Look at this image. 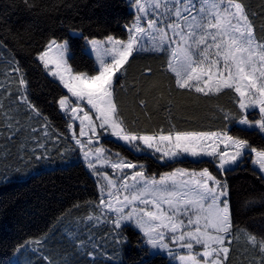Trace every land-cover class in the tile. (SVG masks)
Listing matches in <instances>:
<instances>
[{
    "label": "snow or ice",
    "instance_id": "snow-or-ice-1",
    "mask_svg": "<svg viewBox=\"0 0 264 264\" xmlns=\"http://www.w3.org/2000/svg\"><path fill=\"white\" fill-rule=\"evenodd\" d=\"M25 3L33 7L29 0ZM128 6L134 11L131 21L123 26L126 38L108 34L98 39L72 31V36L85 41L81 54L95 56L91 72L75 69L76 51L71 38L51 37L36 54L47 76L67 90L58 100L59 109L70 131L79 122V133L73 131L71 141L97 177L100 198L85 219L96 221V226H110L106 234L110 252L102 245L91 244V250L81 254L90 258L89 264H123L121 246L128 243L125 229L130 224L142 234L137 240L142 251L159 249L173 256L174 246L181 250L174 257L179 264H232L236 251L233 245L241 235L247 246L245 254L249 247L254 253L248 264H264V235L235 223L230 185L221 179L250 160L253 173L264 180V145L253 146L248 139L230 134L229 129V125L237 124L242 126L241 131L258 130L264 140V5L259 13L249 11L244 0H128ZM257 17L261 20L259 30ZM3 46L0 42V48ZM141 54L166 57L165 70L174 76L179 90L205 97L234 94L239 113L218 107L225 123L217 131L174 130L165 134L161 129L159 133L141 134L133 130V124L122 114L118 95L125 87L131 61ZM12 61L4 75L14 77L18 88L15 95L10 90L6 94L13 97V104L26 107L29 119L42 118V135L57 143L61 133L49 131L48 117L29 98L30 81L19 62ZM139 106L146 108L147 102L141 99ZM257 110L258 118L250 119ZM11 111L10 106L3 112L9 141L20 131H11L19 124ZM32 132L37 129L32 128ZM105 135L122 142L129 152L143 153L145 160L169 164L190 157L195 163L214 165L216 171L209 167L198 171L175 168L157 179L149 176L145 164L127 159L120 151L97 146ZM34 139L35 148L42 150H32L35 160L51 159L52 149L39 138ZM56 151L63 158L75 149ZM108 167L112 174L101 170ZM86 203L93 205L92 201ZM47 239L45 233L20 244L16 251L28 249L35 254ZM77 240L80 250L91 243L92 237ZM33 243L38 247L30 248ZM43 259L52 264L49 257Z\"/></svg>",
    "mask_w": 264,
    "mask_h": 264
},
{
    "label": "trees",
    "instance_id": "trees-1",
    "mask_svg": "<svg viewBox=\"0 0 264 264\" xmlns=\"http://www.w3.org/2000/svg\"><path fill=\"white\" fill-rule=\"evenodd\" d=\"M29 3L33 7H28L25 0H0V42L4 45L0 48V83L4 85L0 90V101L4 105L0 110V264H15L14 254L19 261L28 264H47L43 259L45 256L52 264H65V261L89 264L90 258L81 252L91 250V244L102 245L111 251L110 237L106 235L110 226H96V222L85 219L100 198L97 181L79 159L66 119L59 109L60 96L67 93L58 81L53 82V78L47 76L36 61V54L51 37L71 38L76 51L75 69L91 72L95 60L81 54L85 41L82 37L72 36V31L98 39L108 34L126 38L123 26L131 21L133 10L127 0H29ZM244 3L249 11L259 13L264 0H244ZM256 23L259 30V17ZM13 57L30 81L28 95L31 102L48 117L49 131L61 133L57 143L42 135V118L29 119L26 107L13 104V97L6 94V90H10L15 95L18 88L14 77L4 75ZM148 68L151 73L145 72ZM165 68L166 57L154 54H141L131 61L118 102L123 116L133 124V130L141 134L159 133L161 129L165 134L174 130L217 131L225 123L218 107L239 113L233 103L234 94L205 97L194 91L179 90L175 87L174 76ZM141 99L147 102L146 108L139 106ZM10 106L11 114L19 121L11 131L20 129L12 141L7 140L10 131L4 127L3 115ZM32 128L37 132L33 133ZM229 129L230 134L248 139L253 146L264 145L257 130L241 131L237 124L229 125ZM34 137L52 149L51 159L35 160L32 150H42L35 148ZM104 144L135 163L145 164L148 174L159 175L178 167L193 170L209 167L216 171L214 165L195 163L188 157L179 163L160 164L151 158L145 160L143 153L129 152L110 139H104ZM68 148L75 151H68L63 158L56 151ZM221 179H226L230 185L235 223L249 232L264 235V180L253 173L251 161ZM88 201L93 205L89 206ZM77 204L79 208L74 207ZM45 233H48L47 243L35 254L28 249L16 251L20 244ZM125 234L128 243L121 246L123 264H174L162 253L151 254L147 245H144L147 251H142L137 246L141 234L130 225L126 226ZM90 236L91 243L78 250L77 237L87 241ZM29 247L38 246L33 243ZM246 247L241 235L233 245L236 251L232 254V264H248L254 253L249 247L245 254Z\"/></svg>",
    "mask_w": 264,
    "mask_h": 264
},
{
    "label": "rangeland",
    "instance_id": "rangeland-1",
    "mask_svg": "<svg viewBox=\"0 0 264 264\" xmlns=\"http://www.w3.org/2000/svg\"><path fill=\"white\" fill-rule=\"evenodd\" d=\"M128 1V0H127ZM134 11V10H133ZM93 58H94V60H95V56L93 55L92 56ZM65 91H66V93H67V90L65 89ZM94 115V114H93ZM249 118L250 119H256V118H258V110L256 111V114L255 115H250L249 116ZM79 122L77 121L76 123H75V125H74V128H73V130L72 131H70L69 130V135L70 136H72V134H73V131L78 135V133H79ZM240 127H242V126H240ZM258 131V130H257ZM104 139H110V140H112V141H114V142H116V143H119L120 145H122V142H119V141H116L115 140V138H111V137H109L108 135H105V136H103L102 138H101V143H100V145H97V146H103V147H105V148H109V149H111L113 152H115L116 150H114L113 148H111V147H109V146H107V145H105L104 144ZM73 142V144H74V146H75V143H74V141H72ZM76 147V146H75ZM76 152H77V155H78V157H79V159L84 163V165L87 167V165H86V163L84 162V160H83V158H82V156H81V154H80V152H79V149L77 148L76 149ZM133 153H135V152H133ZM135 154H141V153H135ZM183 158H185V157H182L181 159H183ZM188 158H190V157H188ZM191 160H193L192 158H190ZM154 161H157L156 159H153ZM157 162H159V161H157ZM160 164H163L162 162H159ZM178 168H185V167H178ZM187 169H189V168H187ZM102 171H106V172H108L109 174H112V172H113V170L110 168V167H108V168H104V169H101ZM189 170H193V169H189ZM90 171V170H89ZM125 171H128V170H125ZM198 171V170H197ZM160 174H162V173H160ZM159 174V175H160ZM159 175L157 174V175H155V177L158 179L159 178ZM149 176H153V174H149ZM94 178L96 179V181H97V177H95L94 176ZM99 190V189H98ZM93 222H96V221H93ZM97 223V222H96ZM130 225V224H129ZM131 227H133L132 225H130ZM134 228V227H133ZM135 229V228H134ZM135 230H137L138 231V229H135ZM142 235V234H141ZM149 251H150V253L151 254H155V253H162V254H164V255H166L168 258H169V261L171 262V263H174V264H179V261L178 260H176L174 257L176 256V255H178V254H180L181 253V250L180 249H178V248H176V247H174V246H172V252H173V256H169L168 255V253L166 252V251H161V250H159V249H157V250H150L149 249ZM12 259H13V261L15 262V264H28L26 261H23V262H21V261H19V258L17 257V255L16 254H14L13 255V257H12Z\"/></svg>",
    "mask_w": 264,
    "mask_h": 264
}]
</instances>
